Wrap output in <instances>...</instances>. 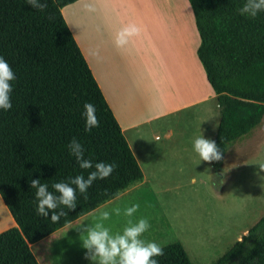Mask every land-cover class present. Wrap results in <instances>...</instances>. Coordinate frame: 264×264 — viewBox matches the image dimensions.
Returning <instances> with one entry per match:
<instances>
[{"label": "trees", "instance_id": "16d2710c", "mask_svg": "<svg viewBox=\"0 0 264 264\" xmlns=\"http://www.w3.org/2000/svg\"><path fill=\"white\" fill-rule=\"evenodd\" d=\"M77 0H48L36 11L25 0H0V57L15 73L12 108L0 109V197L16 227L0 234V264H39L30 245L93 212L143 173L75 43L61 9ZM200 38L197 57L216 96L219 124L214 140L223 156L264 115V13L236 14L243 0H187ZM85 103L96 107L99 127L85 132ZM76 138L84 157L115 164L57 223L39 217L30 180L48 184L83 174L67 148ZM223 158V157H222ZM222 159L212 162L219 169ZM75 187V186H73ZM158 264H192L184 247H162ZM213 264H264V215Z\"/></svg>", "mask_w": 264, "mask_h": 264}, {"label": "crops", "instance_id": "0c3cea01", "mask_svg": "<svg viewBox=\"0 0 264 264\" xmlns=\"http://www.w3.org/2000/svg\"><path fill=\"white\" fill-rule=\"evenodd\" d=\"M61 15L143 173L140 185L113 200L129 190L142 192L147 185L195 184L206 177V170H213L219 182L227 175L222 163L264 137L263 115L261 126L229 145L219 169L195 153V138L214 140L220 115L197 57L200 38L187 0H77L63 7ZM129 24L137 26L139 34L117 48L115 34ZM263 206L264 200L248 213L236 241L258 221H252L254 216L264 215ZM15 227L0 197V234ZM215 235L214 244L221 238ZM38 244H31L30 250L39 264H47L46 246L33 250ZM198 259L204 264L206 257Z\"/></svg>", "mask_w": 264, "mask_h": 264}, {"label": "rangeland", "instance_id": "374dc122", "mask_svg": "<svg viewBox=\"0 0 264 264\" xmlns=\"http://www.w3.org/2000/svg\"><path fill=\"white\" fill-rule=\"evenodd\" d=\"M236 157L222 163L221 169L227 174L222 184L212 176L213 170H206V177L197 178L195 184L147 185L142 192L129 190L124 197L102 205L38 242L33 250L45 245L47 264H92L84 259L86 250L82 247L79 229L99 222L102 213L107 211L111 215L104 224L112 234L122 232L129 219L135 222L146 218L150 228L141 239L161 247L179 242L192 264H199L201 255L206 257L204 264H209L211 258L236 242L246 228L248 213L255 205L263 204L264 171H260L258 164L264 162V137ZM133 204H139V210L133 217L125 216L124 210ZM116 208L121 210L119 216L114 212ZM259 217L254 216L252 221L256 222ZM215 234L221 238L214 244L218 238Z\"/></svg>", "mask_w": 264, "mask_h": 264}, {"label": "clouds", "instance_id": "9594fccd", "mask_svg": "<svg viewBox=\"0 0 264 264\" xmlns=\"http://www.w3.org/2000/svg\"><path fill=\"white\" fill-rule=\"evenodd\" d=\"M25 3L36 11L43 12L48 8V0H25ZM239 16L245 18H256L258 14L264 13V0H243L241 6L235 9ZM139 34V29L133 24L126 25L115 34L114 43L117 48L126 46L130 39ZM16 79L15 73L7 63L0 57V109L8 111L12 108L11 93L13 87L11 82ZM96 107L91 103H85L82 116L85 120V132H89L99 127V120L96 115ZM67 148L76 163L83 170L92 169L87 178L83 174L74 178L70 177L67 182H56L52 185L54 191H49L48 184L41 183L39 179H31L30 187L35 189L36 204L35 212L39 217L47 218L51 213V221L59 222L68 210H75L77 206V191L85 194L96 180L107 179L116 168L115 164L93 162L84 157V147L76 139L68 143ZM193 149L199 156L200 161L206 163L218 162L223 154L211 139L203 135L195 138ZM260 171H264V162L258 164ZM223 181H221V184ZM75 186V187H73ZM139 204H133L124 210V215L133 217L139 210ZM116 215L121 214V210H114ZM110 213H102L99 222L94 225H87L79 229L81 231L82 247L86 250L84 259L92 261V264H158L157 257L164 256V249L156 242H147L141 239L148 231L150 224L146 218H140L133 222L128 220L122 232L111 233L104 221L110 219Z\"/></svg>", "mask_w": 264, "mask_h": 264}]
</instances>
